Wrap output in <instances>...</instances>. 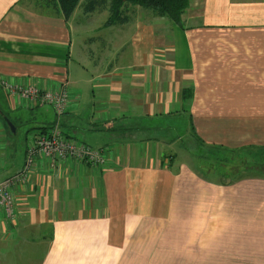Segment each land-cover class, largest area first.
<instances>
[{
	"label": "crops",
	"instance_id": "crops-1",
	"mask_svg": "<svg viewBox=\"0 0 264 264\" xmlns=\"http://www.w3.org/2000/svg\"><path fill=\"white\" fill-rule=\"evenodd\" d=\"M85 1L66 18L58 0H0V182L57 122L109 158L38 156L13 187L15 217L0 207V264H264V177L218 184L178 162L193 156L182 144L192 127L208 144L264 146V0H191L184 27L138 6L106 25L108 9ZM82 39L86 71L72 66ZM4 79L68 90L66 112L27 131L22 163L8 160L5 115L45 104L9 96Z\"/></svg>",
	"mask_w": 264,
	"mask_h": 264
},
{
	"label": "trees",
	"instance_id": "trees-1",
	"mask_svg": "<svg viewBox=\"0 0 264 264\" xmlns=\"http://www.w3.org/2000/svg\"><path fill=\"white\" fill-rule=\"evenodd\" d=\"M39 1V0H35ZM47 1V0H46ZM82 0H58L66 18H70ZM191 0H86L85 11L97 8L108 9L109 19L106 25L117 24L124 20V13L129 8L140 6L169 21L184 27L183 16ZM12 126L14 120L9 116ZM8 123V122H7ZM183 146L195 157V162L203 168L206 175H218L223 182L232 183L246 176L264 177V146L248 145L239 148H228L222 145L208 144L199 137L192 127L189 136L182 139ZM195 163V166H196Z\"/></svg>",
	"mask_w": 264,
	"mask_h": 264
},
{
	"label": "built area",
	"instance_id": "built-area-1",
	"mask_svg": "<svg viewBox=\"0 0 264 264\" xmlns=\"http://www.w3.org/2000/svg\"><path fill=\"white\" fill-rule=\"evenodd\" d=\"M11 97H20L35 104H50L58 116L66 112L69 104V95L66 85L62 88L50 91L41 88L36 83H14L4 79L1 81ZM59 122L44 133L38 134L30 143L27 150L26 162L23 169L0 182V207H3L10 218L16 215L13 187L16 184L26 183L30 173L35 168L38 156H46L55 159H78L89 162L93 166H104L109 160L104 150L92 149L89 145L81 143L74 138L67 137L60 129Z\"/></svg>",
	"mask_w": 264,
	"mask_h": 264
},
{
	"label": "rangeland",
	"instance_id": "rangeland-1",
	"mask_svg": "<svg viewBox=\"0 0 264 264\" xmlns=\"http://www.w3.org/2000/svg\"><path fill=\"white\" fill-rule=\"evenodd\" d=\"M94 20H95V22L100 21L101 15L94 17ZM89 31L90 30L86 29L83 32H85L86 36L88 34H89V36H91L93 34L98 33L97 31L87 33ZM78 32H81V31L78 30ZM78 36H80V33L76 34L77 38H78ZM90 56L91 55L87 53L86 45L84 44L83 39L79 40L78 45H77V51L75 52L74 57H73V61H72L73 68L74 69H80V70L84 69V71L91 69L92 63H91ZM83 89L85 90V93H84V97H83V101H82V109H83L82 112H85V113H82L80 115V119H82L83 122H86L89 118L90 113H92L91 111H93L94 106L92 104L91 89L85 85L83 86ZM11 116L14 119V122L16 124V128H15L16 132L13 131L14 127L12 125H10L9 123H5L7 125L6 128H8L10 135L13 136L15 139L14 145L9 148L10 149L9 153H13V154L8 155V160L10 162L17 161L19 163H22L24 160V154H25L24 142L26 140L27 131L30 130V132H32V134H33L35 131L40 130L39 127L48 126L49 124H51V122H53L55 120L56 112L50 104H45L42 107L34 108L32 110L25 108V107L19 108V110L16 112V114L13 113V114H11ZM17 117H19L20 120H15ZM180 117L182 119H177V120H181V122H183V123H185L189 119H191L190 113H187V112L180 115ZM65 128H67V126H63L64 130H66ZM174 148L177 152L182 151V153H187V151L182 146V144H176L174 146ZM193 159H194V157H189V158L186 157L185 158V157L181 156L178 162H180L182 160L186 161L188 163V167L191 170H193L199 177H201L202 179H204L208 182H216L218 184L229 185V183L223 182L222 178L218 175H216V176L206 175L203 168L201 167V165L197 164ZM195 163H196V166H194ZM246 177H253V176H246ZM3 248L5 250H8L9 252H13V253L17 250V247L13 243L11 245L3 247ZM38 248H40V247H34V248L29 247L28 244L24 241L19 242L20 251H27V250H33L34 251V249H38ZM11 258L14 259V256H11Z\"/></svg>",
	"mask_w": 264,
	"mask_h": 264
},
{
	"label": "water",
	"instance_id": "water-1",
	"mask_svg": "<svg viewBox=\"0 0 264 264\" xmlns=\"http://www.w3.org/2000/svg\"><path fill=\"white\" fill-rule=\"evenodd\" d=\"M7 122H8L10 125H12V124H11V121L7 120ZM15 128H16V127H15ZM15 128H13V131H14V132L16 131Z\"/></svg>",
	"mask_w": 264,
	"mask_h": 264
},
{
	"label": "bare ground",
	"instance_id": "bare-ground-1",
	"mask_svg": "<svg viewBox=\"0 0 264 264\" xmlns=\"http://www.w3.org/2000/svg\"><path fill=\"white\" fill-rule=\"evenodd\" d=\"M31 173H32V172H31ZM31 173H30V174H31Z\"/></svg>",
	"mask_w": 264,
	"mask_h": 264
}]
</instances>
